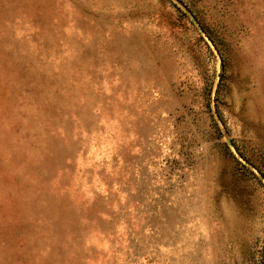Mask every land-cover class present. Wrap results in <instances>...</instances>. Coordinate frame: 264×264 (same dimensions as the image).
<instances>
[{
  "label": "rangeland",
  "instance_id": "1",
  "mask_svg": "<svg viewBox=\"0 0 264 264\" xmlns=\"http://www.w3.org/2000/svg\"><path fill=\"white\" fill-rule=\"evenodd\" d=\"M0 264H264V0H0Z\"/></svg>",
  "mask_w": 264,
  "mask_h": 264
}]
</instances>
